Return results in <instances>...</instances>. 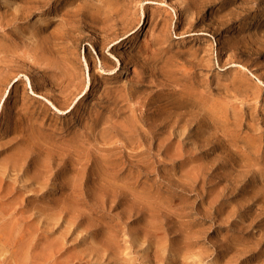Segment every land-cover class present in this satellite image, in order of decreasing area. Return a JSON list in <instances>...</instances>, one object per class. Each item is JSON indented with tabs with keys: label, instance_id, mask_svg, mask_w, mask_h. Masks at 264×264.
<instances>
[{
	"label": "rangeland",
	"instance_id": "rangeland-1",
	"mask_svg": "<svg viewBox=\"0 0 264 264\" xmlns=\"http://www.w3.org/2000/svg\"><path fill=\"white\" fill-rule=\"evenodd\" d=\"M0 264H264V0H0Z\"/></svg>",
	"mask_w": 264,
	"mask_h": 264
},
{
	"label": "bare ground",
	"instance_id": "bare-ground-1",
	"mask_svg": "<svg viewBox=\"0 0 264 264\" xmlns=\"http://www.w3.org/2000/svg\"><path fill=\"white\" fill-rule=\"evenodd\" d=\"M48 53V52H47ZM50 54V53H49ZM49 64V63H48ZM7 79V78H6ZM3 81V80H2Z\"/></svg>",
	"mask_w": 264,
	"mask_h": 264
}]
</instances>
